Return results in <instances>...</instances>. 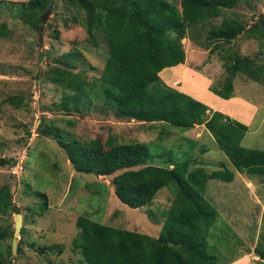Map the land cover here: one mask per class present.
I'll return each instance as SVG.
<instances>
[{
  "label": "rangeland",
  "instance_id": "rangeland-1",
  "mask_svg": "<svg viewBox=\"0 0 264 264\" xmlns=\"http://www.w3.org/2000/svg\"><path fill=\"white\" fill-rule=\"evenodd\" d=\"M26 1L0 0V26L8 31L0 36V160H4L0 161V188L7 186L11 195L7 211H0L3 259H9V264H79L81 255L72 240L77 234L76 218L83 213L112 226L159 234L162 215L175 197L174 186L158 190L151 205L131 208L113 194L112 175L77 171L62 147V142H74L78 147L101 144L107 149L109 139L113 145L146 144L152 164L165 166L169 158L201 165L207 172L223 165L230 169L232 181L211 179L203 191L218 210L209 230V251L216 255L217 264H264L259 256L264 252V175L237 171L204 125L185 130L165 122L142 123L102 108L97 94L108 49L104 33L94 30L90 40L85 26L74 22L84 21V11L64 0H53L51 9H44L40 26L32 27L14 10ZM261 14L264 0H241L218 17L189 26L182 39L185 62L162 69L159 76L162 84L247 125L240 144L264 150V85L238 74L229 99L209 89L219 86L225 74L223 57L230 52L247 55L264 69V38L250 36L254 33L248 30L260 22ZM230 20L243 29L213 48L215 42L205 40L207 32ZM51 66L67 68L92 83L89 109L62 107L63 96L73 91L51 79ZM34 191L46 195L47 209L42 213L38 211L41 199ZM17 213L22 226L12 249ZM59 246L62 251L57 253Z\"/></svg>",
  "mask_w": 264,
  "mask_h": 264
},
{
  "label": "trees",
  "instance_id": "trees-1",
  "mask_svg": "<svg viewBox=\"0 0 264 264\" xmlns=\"http://www.w3.org/2000/svg\"><path fill=\"white\" fill-rule=\"evenodd\" d=\"M84 11L85 19L74 22L85 26L93 40L94 30L104 33L107 54L98 77L97 98L104 109L113 114L142 123L165 122L185 130L204 125L214 136L219 148L237 171L248 175H264V150L240 144L248 127L204 102L161 83L159 73L166 67L185 62L182 39L187 28L233 9L241 0H64ZM47 0H27L15 10L26 24L38 28ZM248 30L257 39L264 38V14ZM243 29L235 20L222 22L206 34L208 43L229 42ZM0 26V36L7 35ZM210 48L211 51L214 49ZM213 49V50H212ZM224 76L219 86L209 89L223 99L233 95V81L238 74L264 85V69L247 55L230 52L223 57ZM49 75L57 84L73 91L65 94L61 105L65 110L89 109L92 83L67 68L51 66ZM95 147L62 142L73 167L79 172L112 175L113 194L131 208L151 205L158 190L172 185L175 197L163 213L159 234L112 226L96 221L87 213L77 216V234L72 240L81 257L79 264H217L209 251V230L218 212L204 197L208 179L230 182L234 173L225 167L207 172L203 166L183 160H169L165 166L148 162L149 151L141 142L113 145L105 140ZM4 162V160H0ZM117 172V173H116ZM28 187V186H27ZM41 199L39 212L47 209L46 195L34 191ZM11 204L7 186L0 188V211ZM47 246H41L45 250ZM10 249V246H9ZM62 251L57 247V253ZM0 248V264L3 259ZM264 257V252H259Z\"/></svg>",
  "mask_w": 264,
  "mask_h": 264
},
{
  "label": "water",
  "instance_id": "water-1",
  "mask_svg": "<svg viewBox=\"0 0 264 264\" xmlns=\"http://www.w3.org/2000/svg\"><path fill=\"white\" fill-rule=\"evenodd\" d=\"M52 2H53V0H47V2H46V6H45V12H47L48 10L51 9V7H52ZM34 73H35V74L37 73L36 70H35ZM21 226H22V217H21L20 214L17 213V214L15 215V219H14L13 239H12V242H11V247H12V249H14L15 246H16V239H15V237H16V235L20 232V228H21Z\"/></svg>",
  "mask_w": 264,
  "mask_h": 264
},
{
  "label": "crops",
  "instance_id": "crops-1",
  "mask_svg": "<svg viewBox=\"0 0 264 264\" xmlns=\"http://www.w3.org/2000/svg\"><path fill=\"white\" fill-rule=\"evenodd\" d=\"M180 77H181V75H180ZM183 80L185 81L184 83H188V80L187 79H185V77H183ZM193 84H196V82H192ZM205 86V85H204ZM201 89H203V87H200ZM206 87H204V89H205ZM180 91H182V90H180ZM183 92V91H182ZM185 93V92H184ZM201 101V100H200ZM203 102V101H202ZM205 103V102H204ZM206 104V103H205ZM207 105V104H206ZM209 107V106H208ZM209 109H210V107H209ZM211 110H213V109H211ZM197 126H199V125H196V126H194L193 128H195V127H197ZM192 128V129H193ZM232 164V163H231ZM232 166H233V164H232ZM234 167V166H233ZM235 168V167H234ZM236 169V168H235ZM237 170V169H236ZM240 172V171H239ZM241 173H245V172H241ZM234 179V178H233ZM211 179H208L207 180V182L208 181H210ZM206 182V183H207ZM247 182H249V181H247ZM252 186H254V184L252 183ZM247 189H249V188H247ZM218 211V210H217Z\"/></svg>",
  "mask_w": 264,
  "mask_h": 264
}]
</instances>
